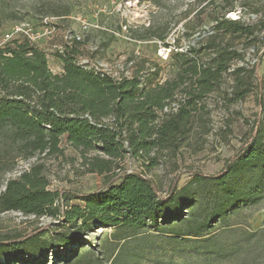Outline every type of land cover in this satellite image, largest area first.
<instances>
[{"label": "trees", "instance_id": "16d2710c", "mask_svg": "<svg viewBox=\"0 0 264 264\" xmlns=\"http://www.w3.org/2000/svg\"><path fill=\"white\" fill-rule=\"evenodd\" d=\"M235 8L230 5L216 19L214 33L187 50L167 41L169 31L153 32L155 24L149 25L150 40L166 50L175 47L166 59L173 60L176 72L163 81L155 79L156 66L149 74L116 77L82 64L76 40L57 52L60 73L52 71L46 50L26 36L0 46V213L14 210L58 220L55 229L0 236V261L42 264L48 252L56 250L59 257L58 251L65 250V264H119L136 256L127 250L134 241L163 235L183 242L187 250L200 245L209 262L222 258L224 264H242L238 244L220 241L215 226L264 193L262 130L224 170L212 176L195 172L182 187L176 177L165 194L145 170L121 166L132 156L152 168L163 152H178L205 109L204 100L226 75L235 79V97L251 92L252 81L242 76L247 68L233 66L245 60L246 47H257L264 37L258 26L226 17ZM2 24L0 15V31ZM193 33L187 30L188 36ZM227 34L245 37L243 47L217 42ZM63 142L78 152L84 173L104 176L103 188L82 194L50 187L42 158L64 154ZM33 158L41 160L6 179L21 161ZM98 228L112 230L100 244L104 250L86 248ZM250 235L264 253V228Z\"/></svg>", "mask_w": 264, "mask_h": 264}, {"label": "rangeland", "instance_id": "374dc122", "mask_svg": "<svg viewBox=\"0 0 264 264\" xmlns=\"http://www.w3.org/2000/svg\"><path fill=\"white\" fill-rule=\"evenodd\" d=\"M0 0V15L3 24L0 31V46L9 40L23 38L15 34L5 40L18 25L24 24L29 33L40 34L34 43L46 50L49 64L54 73L61 72L57 56L67 44L79 42L78 58L98 71L116 77L135 73L149 74L154 67L159 70L156 80H165L175 74V63L166 59L175 47L187 50L190 44L214 33L216 19L230 5L235 11L226 17L241 18L246 24L258 26V35L264 37V0ZM200 10H203L202 14ZM154 31H169L167 41L175 44L172 51L164 49L161 42L150 40V24ZM126 25V26H125ZM187 25V28H186ZM122 26V28H121ZM187 30L194 32L188 36ZM198 38V39H197ZM234 41L243 47L245 37L236 38L227 34L217 42L226 44ZM245 60H237L234 67L244 66L243 77L252 81V90L244 98L235 97L237 84L231 75H226L220 87L204 100L205 109L198 115L184 146L178 152L165 151L159 163L152 168L143 165L140 159L126 156L121 166L130 171L143 172L152 177L160 192L169 191L176 177L178 186L187 184L195 172L215 175L224 170L228 160L235 156L240 147L254 135L264 133V40L257 47L244 49ZM204 59H208L205 56ZM255 66V70H253ZM150 67L153 69L150 71ZM232 68V69H233ZM231 69V70H232ZM252 71V78L249 74ZM64 154L43 157L46 174L52 189L91 193L103 188L104 176L84 173L78 152L66 142L62 143ZM45 158V159H44ZM40 158L21 161L6 179L19 176ZM74 204H81L74 200ZM58 220L50 216L37 217L19 211L0 213V236H14L40 227L57 228ZM264 228V193L254 203L242 205L236 212L215 226L222 242L237 243L242 264H264V253L250 232ZM111 229L98 228L87 238L88 245L104 250L100 244L111 233ZM115 244V243H114ZM200 245L190 250L181 241H169L163 235H152L146 240H136L127 250L135 257L119 264H224V259L206 260ZM81 250V248L79 249ZM48 252L42 264H65V250ZM0 264H8L5 259ZM9 264H21L11 261ZM111 264V262H107Z\"/></svg>", "mask_w": 264, "mask_h": 264}, {"label": "built area", "instance_id": "2783aa9c", "mask_svg": "<svg viewBox=\"0 0 264 264\" xmlns=\"http://www.w3.org/2000/svg\"><path fill=\"white\" fill-rule=\"evenodd\" d=\"M15 34H19V35L24 34V36L28 37L32 42H35L37 39L41 37L40 34L29 33L28 30L24 28V24H21V25L16 26L10 34H7L5 40L12 38Z\"/></svg>", "mask_w": 264, "mask_h": 264}, {"label": "water", "instance_id": "95a60500", "mask_svg": "<svg viewBox=\"0 0 264 264\" xmlns=\"http://www.w3.org/2000/svg\"><path fill=\"white\" fill-rule=\"evenodd\" d=\"M198 39V38H197Z\"/></svg>", "mask_w": 264, "mask_h": 264}]
</instances>
